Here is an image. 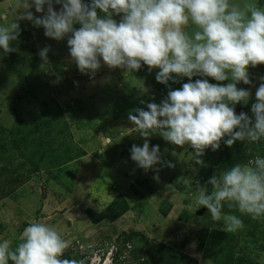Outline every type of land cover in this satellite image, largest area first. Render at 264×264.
<instances>
[{
	"label": "rangeland",
	"instance_id": "obj_1",
	"mask_svg": "<svg viewBox=\"0 0 264 264\" xmlns=\"http://www.w3.org/2000/svg\"><path fill=\"white\" fill-rule=\"evenodd\" d=\"M231 2L264 7V0ZM24 11L23 0H0V25L20 27L15 51L0 49V242L14 247L25 227L41 222L68 242L63 258L83 264H264V218L254 221L225 207L244 221L243 229L226 233L196 203L197 184L205 186L236 163L264 158V139L232 147L222 142L198 165L190 145L153 135L150 147L159 145L162 160L174 167L156 165L158 173H145L130 158L131 146L144 140L128 113L161 103L169 88H181L188 78L164 85L155 79L158 69L144 65L126 74L103 63L94 77L81 74L67 37H46L42 27L20 18ZM45 46L49 63L41 68L38 53ZM248 71L252 83L237 87L251 95L235 111L251 117L264 65Z\"/></svg>",
	"mask_w": 264,
	"mask_h": 264
},
{
	"label": "clouds",
	"instance_id": "obj_2",
	"mask_svg": "<svg viewBox=\"0 0 264 264\" xmlns=\"http://www.w3.org/2000/svg\"><path fill=\"white\" fill-rule=\"evenodd\" d=\"M54 5H60L59 10ZM23 8L20 18L42 27L46 37H67L70 57L81 74L94 77L103 63L126 74L144 65L149 72L158 69L155 79L164 85L188 78L181 88H169L161 103L128 113L144 140L142 146H131L130 158L145 173H158L156 165L174 167L162 160L159 145L150 147L153 135L179 147L190 145L198 165L204 164L201 157L207 149L215 152L222 142L232 147L236 141L264 139V82L256 89L252 116L235 111V105H246L251 95L237 85L251 84L249 67L264 65V7L231 0H23ZM32 8L41 15H34ZM19 36L18 23L0 25L3 54L15 51L13 42ZM49 51L45 46L38 53L41 68L49 63ZM209 77L230 82L210 83ZM196 187L197 205L207 209L212 222H222L226 233L243 229L244 221L226 213L225 207L254 221L264 218L260 156L217 172L205 186ZM68 246L53 226L32 222L16 246L7 239L0 242V264H83L63 258Z\"/></svg>",
	"mask_w": 264,
	"mask_h": 264
},
{
	"label": "trees",
	"instance_id": "obj_3",
	"mask_svg": "<svg viewBox=\"0 0 264 264\" xmlns=\"http://www.w3.org/2000/svg\"><path fill=\"white\" fill-rule=\"evenodd\" d=\"M19 139H20V141H23V139H22V138H19ZM88 214H89V213H88ZM89 215H90V214H89ZM89 217H90V219H91L92 221H94V218H93L91 215H90ZM220 235H223V236H225V235H224V233H222V234H220ZM224 264H226V263H224Z\"/></svg>",
	"mask_w": 264,
	"mask_h": 264
}]
</instances>
